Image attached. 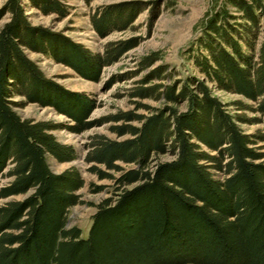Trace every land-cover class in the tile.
I'll use <instances>...</instances> for the list:
<instances>
[{
	"label": "trees",
	"instance_id": "obj_1",
	"mask_svg": "<svg viewBox=\"0 0 264 264\" xmlns=\"http://www.w3.org/2000/svg\"><path fill=\"white\" fill-rule=\"evenodd\" d=\"M29 1L43 15L66 16L55 0ZM228 7L243 23H228ZM1 11L9 20L0 28V178L9 181L0 186V200L26 196L0 205V264H264V152L256 146L264 143V0H225L212 9L197 25V49L185 57L202 81L186 77L167 86L149 85L152 79L175 77L174 70L158 67L159 74L140 79L130 97L162 101V106L136 102L135 111L144 109L147 116L130 111L111 117L120 121L113 133L129 135L125 140L93 138L86 161L106 172L95 166L89 171L99 180H111L116 190L95 206L85 238L78 228L66 226L67 210L80 204L75 192L81 178L73 169L52 174L44 161L49 155L68 162L74 152L50 135L56 125L20 120L10 98L53 108L73 121L69 130L75 133L91 127L85 120L94 101L44 78L21 48L95 82L100 70L132 44L118 42L102 55L92 54L56 33L29 26L18 0H5ZM108 15L91 17L100 37L133 17L129 10L116 21ZM159 59L149 54L138 62L146 68ZM205 83L256 102L261 118L228 114ZM181 103L184 111L178 110ZM231 105L248 109L238 101ZM133 121L139 125L132 126ZM236 122L261 124L262 130L244 134ZM166 153L172 161L150 164L151 155ZM116 162L135 168L122 170Z\"/></svg>",
	"mask_w": 264,
	"mask_h": 264
},
{
	"label": "rangeland",
	"instance_id": "obj_2",
	"mask_svg": "<svg viewBox=\"0 0 264 264\" xmlns=\"http://www.w3.org/2000/svg\"><path fill=\"white\" fill-rule=\"evenodd\" d=\"M22 9L24 20L29 26L40 28L56 33L68 41L78 44L87 52L102 55L105 48L118 42H127L132 47L125 51L114 64L105 66L100 70L97 81L85 80L71 68L62 64L54 63L41 53L32 52L21 48L26 59L34 64L40 74L52 83L61 86L70 92L83 93L94 101V108L87 116V123L91 124L88 129L75 133L69 130L73 121L63 114L57 113L51 107H41L37 103H27L21 96H12L10 101L12 111L20 120L32 122H48L56 125L55 130L50 131L54 140L62 145L69 146L74 152V159L68 162L58 163L51 156L45 155L44 161L47 169L52 174H59L65 170H75L82 180V187L75 192L79 196L80 204L70 207L66 213V226H74L79 229L80 237L85 238L90 226V217L95 211V206L102 200L112 196L116 188L108 179L99 180L89 168L95 166L100 171H105L101 165L88 163L86 157L93 147L94 137L120 142L129 138V135L117 137L112 128L118 126L120 121H113L111 117L118 116L124 112L133 111L134 114L147 116L144 109L135 111L134 103L142 104L149 108H159L162 101L152 99L137 100L130 97V91L136 87V83L143 77L155 72L158 75L160 66H165V72H176L175 77L157 81L152 79L149 85L160 83L169 85L171 80H183L186 77L202 81L185 57L188 52L197 49L195 40L200 36L197 25L212 9L220 8L225 0H93L85 4L82 0H55L65 8L66 16L59 18L55 14L43 15L31 5L29 0H18ZM5 0H0V11ZM213 5V8H212ZM129 10L132 15L123 27L117 24L113 31H109L104 37H100L91 25V17L97 14L107 13L108 17L116 21L124 11ZM123 13H122V12ZM2 12V11H1ZM0 12V28L9 20L8 13ZM230 18L228 23H243L239 13L232 7H228ZM118 16V17H117ZM245 25V23H244ZM119 26V27H118ZM254 47L258 46L260 35L256 37ZM198 51V50H197ZM199 53V51H198ZM149 54L157 55L161 59L154 61L146 68H140L138 62L141 57ZM152 78V77H151ZM111 83L107 86V83ZM212 95L224 106L228 114L241 116L245 119L261 118L255 111L256 102L247 101L240 96L228 94L210 88ZM43 94L39 92L38 95ZM238 101L247 110H238L231 102ZM185 103L179 104L178 110L184 111ZM137 127L136 121L130 123ZM239 130L248 135L261 132V124L236 122ZM264 152V143L256 145ZM204 150L203 148H201ZM151 165L154 163H165L173 160L166 153L164 155H151ZM264 163V161H263ZM122 170L135 168L134 164L115 163ZM6 171V170H5ZM3 171V173L5 172ZM113 178L117 173H111ZM213 178L220 179L221 175L211 172ZM9 181L0 178V186ZM95 186H103L101 191H95ZM26 195L15 196L0 200V205L13 200L19 201Z\"/></svg>",
	"mask_w": 264,
	"mask_h": 264
}]
</instances>
